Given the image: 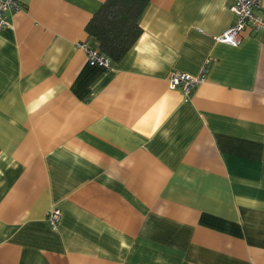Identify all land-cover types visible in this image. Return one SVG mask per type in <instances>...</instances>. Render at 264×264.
<instances>
[{"label": "crops", "instance_id": "obj_1", "mask_svg": "<svg viewBox=\"0 0 264 264\" xmlns=\"http://www.w3.org/2000/svg\"><path fill=\"white\" fill-rule=\"evenodd\" d=\"M18 1L0 28V264H264V31L229 45L233 0H149L105 67L79 46L98 47L105 0ZM174 71L205 78L185 97Z\"/></svg>", "mask_w": 264, "mask_h": 264}, {"label": "built area", "instance_id": "obj_2", "mask_svg": "<svg viewBox=\"0 0 264 264\" xmlns=\"http://www.w3.org/2000/svg\"><path fill=\"white\" fill-rule=\"evenodd\" d=\"M262 0H233L229 6L234 15L233 23L224 31L215 36L219 42L237 46L242 40L246 30L264 31V15L260 13ZM20 8L18 0H0V28L8 27L9 14ZM85 52L89 63L110 66V58L101 53L97 47H92L86 42L79 44ZM205 73L191 75L186 72L174 71L170 74L168 81L172 88H180L187 97L192 89L203 81ZM61 213L59 208L53 207L47 212L46 219L49 225L55 228L59 222Z\"/></svg>", "mask_w": 264, "mask_h": 264}, {"label": "trees", "instance_id": "obj_3", "mask_svg": "<svg viewBox=\"0 0 264 264\" xmlns=\"http://www.w3.org/2000/svg\"><path fill=\"white\" fill-rule=\"evenodd\" d=\"M149 0H105L87 22V33L98 41V50L118 61L141 33L139 18Z\"/></svg>", "mask_w": 264, "mask_h": 264}]
</instances>
